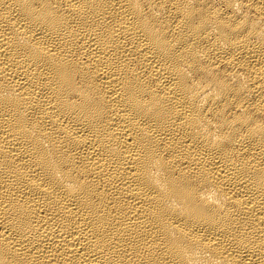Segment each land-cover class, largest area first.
Here are the masks:
<instances>
[{
  "label": "bare ground",
  "instance_id": "obj_1",
  "mask_svg": "<svg viewBox=\"0 0 264 264\" xmlns=\"http://www.w3.org/2000/svg\"><path fill=\"white\" fill-rule=\"evenodd\" d=\"M0 264H264V0H0Z\"/></svg>",
  "mask_w": 264,
  "mask_h": 264
}]
</instances>
